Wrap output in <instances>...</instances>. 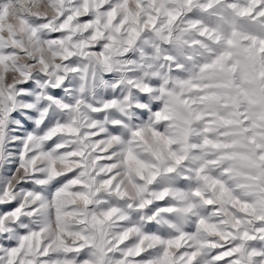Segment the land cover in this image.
I'll return each instance as SVG.
<instances>
[{
    "label": "snow or ice",
    "instance_id": "1",
    "mask_svg": "<svg viewBox=\"0 0 264 264\" xmlns=\"http://www.w3.org/2000/svg\"><path fill=\"white\" fill-rule=\"evenodd\" d=\"M0 264H264V0H0Z\"/></svg>",
    "mask_w": 264,
    "mask_h": 264
}]
</instances>
